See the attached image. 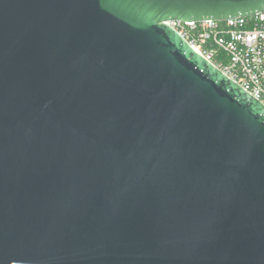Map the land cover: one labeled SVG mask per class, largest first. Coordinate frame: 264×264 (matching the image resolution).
I'll list each match as a JSON object with an SVG mask.
<instances>
[{
	"label": "water",
	"instance_id": "95a60500",
	"mask_svg": "<svg viewBox=\"0 0 264 264\" xmlns=\"http://www.w3.org/2000/svg\"><path fill=\"white\" fill-rule=\"evenodd\" d=\"M264 0H0V264H264V105L168 20Z\"/></svg>",
	"mask_w": 264,
	"mask_h": 264
},
{
	"label": "built area",
	"instance_id": "2783aa9c",
	"mask_svg": "<svg viewBox=\"0 0 264 264\" xmlns=\"http://www.w3.org/2000/svg\"><path fill=\"white\" fill-rule=\"evenodd\" d=\"M193 48L264 105V10L225 20L166 21ZM213 42L225 56L218 59Z\"/></svg>",
	"mask_w": 264,
	"mask_h": 264
},
{
	"label": "trees",
	"instance_id": "16d2710c",
	"mask_svg": "<svg viewBox=\"0 0 264 264\" xmlns=\"http://www.w3.org/2000/svg\"><path fill=\"white\" fill-rule=\"evenodd\" d=\"M210 46L212 48L216 49V51H217V56L216 57L218 59H224L225 58L223 52L221 50H218V46L216 44H214L213 42H210V43H208V47H210Z\"/></svg>",
	"mask_w": 264,
	"mask_h": 264
}]
</instances>
